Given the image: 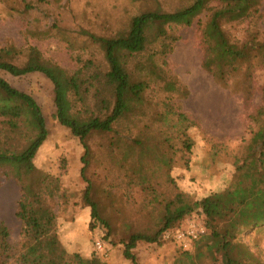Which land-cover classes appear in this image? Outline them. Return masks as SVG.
<instances>
[{"label": "rangeland", "instance_id": "obj_1", "mask_svg": "<svg viewBox=\"0 0 264 264\" xmlns=\"http://www.w3.org/2000/svg\"><path fill=\"white\" fill-rule=\"evenodd\" d=\"M24 1L34 6L26 14L21 12ZM191 2L0 0V46L9 42L19 48L34 45L45 57L70 71L76 69L74 59L77 54L104 64L103 52L96 45L89 43L86 49L81 47L87 37L82 30L99 36H123L130 31L132 19L137 15L149 11L173 12ZM210 4L216 3L211 1ZM259 9L264 13V0ZM206 13L205 8L190 25L158 22L147 25V41L141 50L134 54L117 50V56L132 81L151 85L143 93L145 103L140 105L141 108L137 107L139 114L132 115L129 124L119 128L120 134L129 139L140 136L144 149H147L146 155L135 151L129 166L116 162L115 157L112 159L110 152L117 157L121 153L108 143L109 136L101 134L91 136V149L85 156L79 138L54 117L53 84L45 75L34 72L13 77L1 72L13 86L35 98L46 118L49 136L39 149L35 164L38 170L57 176L61 181L59 195L42 203L55 213L54 229L66 253L64 264H78L76 255L90 264H134L125 256L124 242L132 233H150L157 229L163 212L161 205L149 204L152 188L165 202L175 195L174 186L195 199H201L224 189L229 183L233 169L231 152L238 150L243 139L249 137L254 126L250 116L264 103V69L254 72L249 94L241 76L232 78L228 85L216 81L203 66L200 30L208 24ZM262 21L264 26V18ZM55 25L62 30H50ZM243 26L234 29L227 26V29L229 34L242 39ZM217 59L218 53H215L209 62L213 64ZM162 74L166 76L163 80L160 79ZM181 89L186 92L183 96L180 95ZM179 112L186 114L191 124L187 130V135L194 141L190 153L181 150V133L169 125L180 126ZM84 157L87 163H84ZM137 158L138 163H133ZM83 166H87L84 175ZM135 168L146 176L145 183L134 172ZM10 172L9 176H0V219L10 230L12 256L8 264H22V253L31 245L21 236L22 223L16 215L21 196L18 178L22 176V168L12 165ZM88 182L92 188L89 196L98 203L100 216L110 227L112 243L107 257L96 256L94 251L93 241L96 237L102 238L104 230L90 228L92 209L84 200ZM188 220L204 223L198 211L182 226H186ZM248 233L245 234L246 240L249 239ZM206 235L207 229L189 250L160 235L158 242H138L132 252L138 264H216L202 242ZM86 236L91 247L90 256L84 249ZM255 244L263 247L264 239H256ZM253 245L250 242V246Z\"/></svg>", "mask_w": 264, "mask_h": 264}, {"label": "trees", "instance_id": "obj_2", "mask_svg": "<svg viewBox=\"0 0 264 264\" xmlns=\"http://www.w3.org/2000/svg\"><path fill=\"white\" fill-rule=\"evenodd\" d=\"M211 1L216 4L211 5ZM261 2L192 0L188 6L173 12L149 11L133 17L130 31L123 36H99L82 30L87 37L81 47L86 49L89 43L96 45L103 52L105 63L97 64L95 59L77 54L74 59L77 66L72 71L45 57L34 45L19 48L9 42L0 46V176H9L12 165L22 168V176L18 178L21 196L16 215L22 223L21 236L31 243L22 253V264H64L66 253L54 229L55 213L42 203L59 195L61 181L57 176L38 170L35 164V157L49 136L46 118L39 104L31 94L2 77L1 72L13 77L34 72L45 75L53 84L54 117L79 138L85 156L91 149V136L101 134L109 136L108 143L121 153L117 157L110 152L112 159L115 157L116 162L129 166L135 151L146 155L147 149H144L140 136L129 139L120 134L119 128L129 124L132 115L139 114L138 108L145 103L143 93L151 85L132 81L117 56V50L134 54L147 41V25L155 22L190 25L193 18L206 8L208 24L200 30L203 66L223 85L241 76L249 94L254 72L264 69V13L259 9ZM33 7V3L24 1L21 12L26 14ZM240 25H245L242 39L229 34L227 26L234 29ZM55 27L50 30H62L57 25ZM215 53H218V59L212 64L209 58ZM165 78L164 74L160 77L161 80ZM160 90L166 91L164 88ZM180 93L181 96L186 94L182 89ZM178 114L180 126L176 128L168 124L181 133V150L190 153L194 141L187 135V130L191 124L186 114ZM162 118L167 119L165 115ZM250 118L254 126L249 137L243 139L238 150L231 152L233 169L227 186L201 199H195L174 186L175 195L165 202L152 188L149 204L157 203L163 210L158 228L150 233H132L124 242L126 258L138 264L132 252L138 242H158L160 235L181 227L190 215L198 211L207 229L202 242L216 264H264V246L257 247L255 244L256 239H264V103ZM83 161L87 163L85 157ZM133 163H138V158ZM86 168H82L83 175ZM133 170L145 183L146 176L138 168ZM168 178L174 182L171 177ZM91 189L88 182L84 200L92 209L90 228L103 229L102 237L111 244L109 224L101 218L98 203L90 198ZM246 232H249L247 240ZM9 237L10 230L0 219V264H8L11 259ZM250 242L254 245L250 246ZM75 257L78 264H90L79 255Z\"/></svg>", "mask_w": 264, "mask_h": 264}, {"label": "built area", "instance_id": "obj_3", "mask_svg": "<svg viewBox=\"0 0 264 264\" xmlns=\"http://www.w3.org/2000/svg\"><path fill=\"white\" fill-rule=\"evenodd\" d=\"M206 233V227L202 222L188 220L186 226H181L177 229L166 231L163 233L165 240H171L185 250H189L194 241ZM109 242L103 237L95 238L93 241L94 251L96 256L107 257L109 255ZM108 245V247L106 246ZM111 245V244H110Z\"/></svg>", "mask_w": 264, "mask_h": 264}, {"label": "crops", "instance_id": "obj_4", "mask_svg": "<svg viewBox=\"0 0 264 264\" xmlns=\"http://www.w3.org/2000/svg\"><path fill=\"white\" fill-rule=\"evenodd\" d=\"M84 249L87 252L86 254L90 256L92 252H91V247H90V245L88 243V236H86V242H85Z\"/></svg>", "mask_w": 264, "mask_h": 264}]
</instances>
